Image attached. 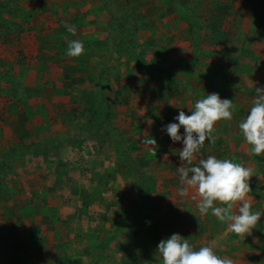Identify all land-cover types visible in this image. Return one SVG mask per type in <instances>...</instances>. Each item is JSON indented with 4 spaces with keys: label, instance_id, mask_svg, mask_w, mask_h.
Listing matches in <instances>:
<instances>
[{
    "label": "rangeland",
    "instance_id": "rangeland-1",
    "mask_svg": "<svg viewBox=\"0 0 264 264\" xmlns=\"http://www.w3.org/2000/svg\"><path fill=\"white\" fill-rule=\"evenodd\" d=\"M105 1L118 6V12L108 13L109 20L113 16L117 17L110 20L107 56L101 60H93L97 59V66L105 67L107 73L104 76L106 79L108 77L113 89H118L117 99L122 102L110 106L114 130L107 132L112 141H89L81 136L80 131L82 124L89 123L87 112L83 118L80 115L91 108L90 100L93 102V99H96L102 106L115 99L109 87V90L104 88L99 92H91L88 97V92H76L82 105L75 106L77 109L74 110L73 116H77V121L73 123L62 122L63 119L60 122H57V119L48 121L46 118L49 116H45V122L40 126L43 134L32 133V124L24 125L28 128V139L18 141L17 133L10 131L6 119L3 118L4 124L0 122V132H3L5 125L6 134L12 140L3 139L2 136L0 151L5 154L11 146H22L21 150L28 151L29 154L20 158L23 157L21 162L26 169L29 164H34L31 170H27L29 179L48 180L44 172L55 175V167L52 166L65 163L71 165L73 176L83 174V181L87 182L85 190L87 194L91 193L87 196L97 202V206L90 209L93 216L97 217L93 220L95 226L99 216L105 217V214H100L106 209L105 204L100 206L104 203L101 186L107 185L108 188H104V200L107 198L110 221L103 227L107 237L111 236L110 238L114 237L116 240L115 247L118 248L117 244L121 242L126 250L120 253L125 259L120 260L119 264H144L147 261V264H158L159 256H156V250L159 242L163 240L161 223L164 222L166 227L170 228L171 234H180L182 229H190V226H193L186 215L192 212L191 206L186 209L182 205L183 201L176 195L180 187L178 152L183 144L173 142L162 128L172 122L178 123L174 121V117L180 110L190 115V103L194 104L197 99L211 93H218L221 99L232 100L237 107L240 103L249 102L243 112L242 109L234 110L235 118H246L256 95L255 87L259 88L264 84V75L256 71L259 65L264 66L261 53L264 46L260 40L264 31V25L261 23L264 21V0ZM149 4L153 6V10L158 7V11L151 12L150 16L143 14L144 19H139L138 12ZM15 12L23 13L22 9ZM124 14L127 15L126 19L123 18ZM119 15L122 17H118ZM114 22L116 26L113 25ZM132 22H136V28L131 26ZM164 32L172 34L170 44L162 43ZM74 61L78 62L76 59ZM100 96L102 97L98 100ZM6 110V107H0L1 118L6 114ZM56 110L63 112L61 109ZM148 119L153 121L151 127L146 123ZM18 129H21L20 123ZM183 131L181 128V135ZM17 132L19 133L18 130ZM147 135L156 140L155 152L150 150L151 146L141 143V139ZM214 135L217 137L216 142L213 144L206 141L201 152L197 154L198 158L214 155L218 159L234 158V163H241L238 158V146H232L233 141L223 139L222 132ZM5 140L6 142H3ZM38 140L42 145H36ZM224 141L228 143L227 147L222 145ZM229 146L239 153L229 151ZM246 147L249 153V146ZM125 153L146 165L143 170L150 176L148 185L151 188L152 202L156 204L155 213L150 216L148 213L151 207L140 203L133 175L124 164ZM4 154L0 156L4 158ZM20 158H15L12 162L16 163ZM43 164L50 166L45 167ZM105 165L110 167L103 172ZM111 172L124 179V187L121 188L114 182L110 177ZM104 179H109L110 182L103 184ZM57 185L59 182L56 181ZM113 190L119 193H109ZM10 191L14 194L13 189ZM48 196L43 188L41 197ZM190 197L191 193L189 197L184 198L186 204L193 203ZM2 204L4 200H0V205ZM162 210L167 211V215ZM193 213L194 216L199 214L198 209H193ZM30 217L34 218L33 214ZM16 222L17 220L13 228L17 226ZM147 224L151 226H144L142 229V225ZM220 224L222 226L223 223ZM202 225L209 227L208 223ZM1 227L4 225L0 224ZM137 230L139 249L134 247L137 244H132L136 237L130 236V233L133 234ZM113 232H116L115 236ZM227 237L220 233L214 236L218 238L219 243L222 241L221 244L237 241L239 245H245V236H233L230 241ZM185 238H194L193 241L196 238H205L201 243L210 242L207 239L210 238L209 235L201 233L190 234ZM1 240L6 241L2 234ZM110 241L108 244H115ZM148 245L153 246L147 247ZM214 251L217 253L216 249Z\"/></svg>",
    "mask_w": 264,
    "mask_h": 264
},
{
    "label": "crops",
    "instance_id": "crops-1",
    "mask_svg": "<svg viewBox=\"0 0 264 264\" xmlns=\"http://www.w3.org/2000/svg\"><path fill=\"white\" fill-rule=\"evenodd\" d=\"M20 9L22 14H19L21 11L15 12ZM156 10L158 11V7L153 10L151 4L147 5L138 12L139 19H144L143 14L150 16ZM113 11L118 12V6L108 4L105 0H0V107L7 109L4 117L1 118L0 115V122L4 124L6 119L10 131L17 133L18 141L29 138L28 128L24 126L27 124H32V133L43 134L40 126L45 122V116H49L46 118L48 121H77L73 112L77 109L75 106L82 105V101L77 98L76 92H88L89 94L84 93L88 97L91 92H99L104 88L109 90L110 87L112 96L117 98L118 89H113L108 77L106 79L104 76L107 70L96 64L97 59L107 56L110 20L117 17L113 16L109 20L107 15ZM123 18L126 19L127 15L124 14ZM65 21L76 26L75 36L67 32L63 26ZM261 23L264 25V21ZM113 25L116 26V22ZM131 26L136 28V22H132ZM76 36L83 41L85 51L80 57L72 58L66 55V50L68 41ZM171 40L172 34L164 32L163 42L157 41L170 44ZM260 40L264 46V31ZM261 50L264 57V47ZM94 58L97 59L93 60ZM256 71L264 75V66L259 65ZM259 88H264V84ZM248 103H240L239 107L235 105V110L242 109L243 112ZM89 104L92 106L93 102L90 100ZM105 104L113 106L117 103ZM192 105L190 103L189 107ZM85 113L86 110L80 117L83 118ZM87 116L88 113L86 118ZM242 117L235 118L234 112L231 120L216 122L215 133L222 132L223 139L233 141L232 146H238L240 153L230 146L228 150L239 153L241 163L253 170V176L249 180L252 191L247 198L251 201L253 210H264V153L260 156L247 153L246 146L249 145L239 130ZM18 123L21 124V129H18ZM2 136L3 139L12 140L6 134L5 125L3 132H0V138ZM36 145L42 144L38 140ZM222 145L227 147L228 143L224 141ZM21 147L11 146L7 154L0 151V154H4V158L0 156V187H3L0 189V200H4V204L0 205V224L4 225L0 228V234L6 240L0 241V264H119L120 260H124L120 255L122 251H126L123 244L120 242L117 244L118 248L115 247L116 240L114 237H107L103 227L110 221L107 198L104 200V188L108 186H101L104 203L100 206L105 204L106 209L100 214H105V217L99 216L95 226L93 220L97 217L93 216L90 209L95 208L97 202L87 196L91 193L87 194L85 190L87 182L83 181L84 175L79 173L73 176L71 165L65 163L52 166L55 167V175L44 172L48 180L29 179L27 170H31L34 164H29L28 169L25 168L21 161L24 154L29 152L21 150ZM13 153L19 154L9 159V155ZM15 158L21 160L13 163ZM104 167L102 170L106 172L110 166ZM110 177L118 186L124 187V179L120 175L111 172ZM56 181L59 182L57 186ZM108 182L109 179L103 180V184ZM43 188L48 197H41ZM12 189L15 196L10 191ZM115 192L113 190L109 193ZM178 199L183 201L182 205L186 209L191 206L192 212L186 214V218L193 223L190 229H182L180 235L185 237L201 233L210 237L207 238L209 244L201 243L205 238H196L194 241V238H189L195 249L202 246L212 247L217 250L218 256L230 258L234 264H264V216H261L256 227L251 230V235L245 234V245H239L237 241L221 244L222 241L219 243L218 238H214L216 234L227 235L229 241L230 237L237 235L230 232L225 223L220 226L221 222L210 213L205 216L197 213L194 216L193 209H197V201L186 204L184 198ZM235 210L236 205H233V211ZM163 212L167 215V211ZM31 214L34 218L30 217ZM16 220L17 226L13 228ZM203 223H208L209 227L206 228ZM161 224L163 239H167L172 235L171 230L164 222ZM113 234L115 236L116 232ZM109 240L115 244H108ZM157 262L163 264L162 258L159 257ZM147 263L148 261L144 264Z\"/></svg>",
    "mask_w": 264,
    "mask_h": 264
},
{
    "label": "clouds",
    "instance_id": "clouds-1",
    "mask_svg": "<svg viewBox=\"0 0 264 264\" xmlns=\"http://www.w3.org/2000/svg\"><path fill=\"white\" fill-rule=\"evenodd\" d=\"M63 26L68 33L76 35L74 24L65 21ZM84 51L82 40L68 41L67 56L78 58ZM255 92L252 107L246 118L239 123V130L250 146L249 153L260 156L264 153V88L255 87ZM188 110L190 115L180 110L174 117V121L178 123L172 122L162 128L173 142L183 144L178 152L180 187L176 195L183 199L191 193L190 198L197 201L196 208L200 215L210 213L219 222L225 223L230 232L243 237L245 234L251 235V230L256 227L261 216H264V210H253L252 203L247 198L252 191L249 184L250 177L253 176L252 168L234 163V158L197 156L206 141L213 144L216 142V122L232 119L235 110L233 101L221 99L218 93H211L197 99ZM146 123L151 127L153 121L148 119ZM181 128L184 130L183 135L180 133ZM141 143L151 146V151H156V140L149 135L144 136ZM233 205H236L235 212ZM156 256L162 258L163 264H234L232 259L218 256L212 247L195 249L187 238L176 233L159 242Z\"/></svg>",
    "mask_w": 264,
    "mask_h": 264
},
{
    "label": "trees",
    "instance_id": "trees-1",
    "mask_svg": "<svg viewBox=\"0 0 264 264\" xmlns=\"http://www.w3.org/2000/svg\"><path fill=\"white\" fill-rule=\"evenodd\" d=\"M250 1V0H249ZM100 97H98V100ZM93 99V105L86 112L88 113L89 123L82 124L80 126L81 136H83L86 140L89 141H102V142H111L112 139L108 136L109 131H113L114 128V119L110 114V104H106V106H101ZM95 101V102H94ZM113 103H122L117 98L113 100ZM19 153H13L11 156L9 155V159H12L14 156ZM123 161L125 166L128 169V172L133 175L135 181V190L137 192L138 197L142 204H146L151 207L148 216L155 213L156 204L152 202L151 188L148 185L150 182V176L146 175L144 172V167L146 166L143 161L133 159L129 154L123 155ZM144 226H151L150 224L142 225V229ZM130 233V232H127ZM138 230L133 234L130 233L132 238L138 237ZM132 244H137L134 246L139 249L138 240H135Z\"/></svg>",
    "mask_w": 264,
    "mask_h": 264
}]
</instances>
